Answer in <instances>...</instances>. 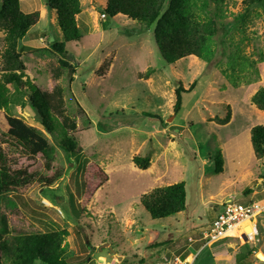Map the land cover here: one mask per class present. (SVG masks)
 Segmentation results:
<instances>
[{
	"label": "rangeland",
	"instance_id": "374dc122",
	"mask_svg": "<svg viewBox=\"0 0 264 264\" xmlns=\"http://www.w3.org/2000/svg\"><path fill=\"white\" fill-rule=\"evenodd\" d=\"M79 1L82 9L76 19L82 38L64 46L78 66L69 83L67 78L51 79L49 66H56L59 56L40 51L63 42L56 13L46 8V0H19L22 13L39 14L38 23L19 43L26 78L43 91L56 85L64 90L65 114L75 122L79 154L67 155L58 148L55 125L53 135L48 134L55 148L48 175L57 171L60 178L49 188L37 184L1 198L7 227L20 234L65 230L62 259L80 264H264L252 252L259 249L264 255L260 220L250 227L245 247L251 254L246 258H238L237 242L225 247L226 257L218 260L219 243L205 247L201 241L213 207L234 198L242 185L232 180L237 166L234 158L229 160L225 141L247 127L264 126V112L250 102L264 89V11L254 9L237 23L243 0H223L217 9L211 3L202 18L217 12L222 26L210 42V61L189 57L166 65L154 44L153 26L143 29L123 17L101 18L104 0ZM3 37L0 31V54ZM149 69L147 79L140 76ZM193 83L175 113L176 88L187 90ZM10 111L47 134L27 97L13 96ZM228 114L233 119L223 127L219 120ZM7 129L0 110V152L7 164L31 173L44 170L41 156L31 159L11 146ZM240 142L245 169L264 174V161L255 164L243 137ZM137 155L150 160L147 170L132 163ZM251 180L244 179L243 186ZM180 182L185 183L186 210L153 220L140 198ZM250 196L242 203L264 198ZM188 254L192 256L184 259ZM189 257L192 261L187 262Z\"/></svg>",
	"mask_w": 264,
	"mask_h": 264
},
{
	"label": "trees",
	"instance_id": "16d2710c",
	"mask_svg": "<svg viewBox=\"0 0 264 264\" xmlns=\"http://www.w3.org/2000/svg\"><path fill=\"white\" fill-rule=\"evenodd\" d=\"M211 3L217 9L223 0H104L101 14L110 19L123 17L143 29L153 26V41L166 65H174L189 57L208 63L211 59L210 42L222 26L215 19L219 17L217 12L211 17L202 18V14L210 12ZM46 8L56 13L63 42L54 41L49 49L40 51L59 56L57 65L49 66L53 81L67 78L69 83H73L78 66L71 63L64 46L79 42L82 38L76 19L82 9L80 1L46 0ZM242 8L243 13L235 17L237 23L254 9L264 11V0H243ZM38 21V12L26 14L20 11L19 0H0V31L4 33L3 51L0 54V110L5 114L7 140L27 157L34 159L41 156L44 160V170L37 169L31 173L7 164L0 152V199L23 193L37 184L49 188L60 178L57 171L52 176L48 175L49 171L53 172L51 164L54 162L55 148L49 143L47 135L11 114L13 96L27 97L40 116L47 134L53 135L56 125L60 135L56 138L59 149L67 155L79 154L73 137L75 122L65 114L64 90L56 85L50 92L43 91L30 83L25 75L19 43ZM150 72L152 69L140 76L147 79ZM10 87L13 88V93ZM193 89L194 83L187 90L180 86L176 88L175 113L181 109L182 95L191 93ZM250 102L257 110L264 112V89H258L251 96ZM229 117L228 114L219 123L226 124ZM250 142L254 158L262 160L264 126L257 125L250 129ZM132 163L142 171L150 166L148 158L138 155L132 159ZM140 204L153 220L180 214L187 208L185 183L155 188L140 198ZM0 220V264H80L62 259L66 250L65 230L34 234L13 233L2 214ZM250 254L248 250L245 255L239 251L238 258H246Z\"/></svg>",
	"mask_w": 264,
	"mask_h": 264
},
{
	"label": "crops",
	"instance_id": "0c3cea01",
	"mask_svg": "<svg viewBox=\"0 0 264 264\" xmlns=\"http://www.w3.org/2000/svg\"><path fill=\"white\" fill-rule=\"evenodd\" d=\"M232 119H233V117L229 118L228 122L226 124H224L223 127L228 126ZM251 127H253V126L247 127L246 130L243 131L245 134L243 132L234 134L233 136H231L230 138H228L225 141V145H226L227 151H228L229 160H230V162H232V158H234L235 161H236V166H237V170L235 171L237 174H235V176L232 177V180L234 182V185L242 184V185H240V189L241 190L239 189L238 192L236 193L237 195L234 198L232 196H228L226 201H228L230 199H233V200L242 202V199H244V197L248 196V195H251L250 197L264 195V174H253L251 171H248V169H245L246 166L242 164L243 160L240 158V153H239L240 143H241L240 141H241V138L243 137V139L245 140V143H246V146H247L248 150H252V156L254 157L253 148H252L251 142H250V129H251ZM242 133L244 134L243 136L241 135ZM254 160H255L254 161L255 164H256V162L257 163H259V162L261 163L262 161H264V158L262 160H257V159L254 158ZM247 177H251L252 180H251V182H248L245 185V187H244L243 186V182H244V179H246ZM251 183H253V189L250 188V184ZM248 191H250V193ZM226 201H221L218 205L216 204L213 207V210L211 211V215H212L213 218H212L211 221H209V223H208L206 228L209 227V225L211 224V222L213 221V219L215 218V216L219 212L221 205L224 202H226ZM258 201H264V198H262L261 200H258ZM247 202H251V200H248ZM245 203H246V201H245ZM259 220H260V222L264 223V218L263 219H259ZM259 220L256 223H254V224L258 225ZM228 239H230L232 241H227ZM228 239L225 240L222 243H219V244L217 243L218 245L215 246L216 247V251H215V258L216 259L219 260V259H222V258L226 257L225 255H226V252L228 250L225 249V247H227L229 244L231 245L232 242H237V244H240L239 249L241 250V248L243 246H246L247 242L249 241V238H248L247 242H244L243 241V235H241V234L235 235V236H230ZM240 242L241 243L243 242L242 247H241V243ZM213 245H211V246H213ZM237 246H233L230 249L233 250ZM206 247H210V246H206ZM219 248H221V250H218ZM257 252H261L262 253V251L259 250V249L257 250ZM256 253H255V250H253V255H255ZM188 256H192V255L188 254L187 257ZM191 258H193V257H191Z\"/></svg>",
	"mask_w": 264,
	"mask_h": 264
},
{
	"label": "built area",
	"instance_id": "2783aa9c",
	"mask_svg": "<svg viewBox=\"0 0 264 264\" xmlns=\"http://www.w3.org/2000/svg\"><path fill=\"white\" fill-rule=\"evenodd\" d=\"M100 16L101 18L106 17L103 14ZM263 218L264 201L242 203L230 199L221 205L220 212L217 213L209 227L201 233L203 246L224 242L234 229H240V234L244 235L246 226L252 228V224Z\"/></svg>",
	"mask_w": 264,
	"mask_h": 264
},
{
	"label": "water",
	"instance_id": "95a60500",
	"mask_svg": "<svg viewBox=\"0 0 264 264\" xmlns=\"http://www.w3.org/2000/svg\"><path fill=\"white\" fill-rule=\"evenodd\" d=\"M50 41L52 42V41H53V38H51ZM46 135H47V137H48V134H46ZM244 232H245V234L243 235V241H244V242H247V240H248V238H249V235L251 234V229H250V227H249V226H246L245 229H244ZM241 252H242V254H245V253L247 252L245 246H243V247L241 248ZM255 258H257L259 261H263V262H264V255H263L261 252H257V253L255 254Z\"/></svg>",
	"mask_w": 264,
	"mask_h": 264
},
{
	"label": "bare ground",
	"instance_id": "6f19581e",
	"mask_svg": "<svg viewBox=\"0 0 264 264\" xmlns=\"http://www.w3.org/2000/svg\"><path fill=\"white\" fill-rule=\"evenodd\" d=\"M235 232H237V235H239L241 232H240V229H234L232 232H230V236H235ZM191 261V258L189 257L188 259H187V262H190Z\"/></svg>",
	"mask_w": 264,
	"mask_h": 264
}]
</instances>
